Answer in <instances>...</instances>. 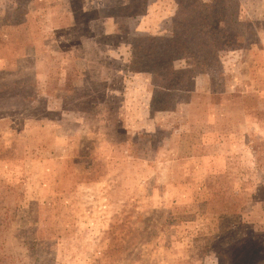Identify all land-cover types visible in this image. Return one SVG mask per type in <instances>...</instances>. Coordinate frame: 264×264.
<instances>
[{
	"label": "rangeland",
	"instance_id": "1",
	"mask_svg": "<svg viewBox=\"0 0 264 264\" xmlns=\"http://www.w3.org/2000/svg\"><path fill=\"white\" fill-rule=\"evenodd\" d=\"M0 264H264V0H0Z\"/></svg>",
	"mask_w": 264,
	"mask_h": 264
}]
</instances>
